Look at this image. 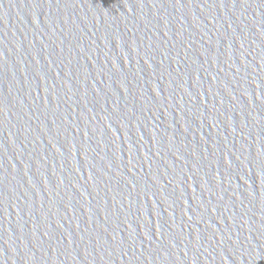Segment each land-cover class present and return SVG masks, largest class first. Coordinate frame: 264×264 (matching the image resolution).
<instances>
[{"label": "water", "instance_id": "95a60500", "mask_svg": "<svg viewBox=\"0 0 264 264\" xmlns=\"http://www.w3.org/2000/svg\"><path fill=\"white\" fill-rule=\"evenodd\" d=\"M0 264H264V0H0Z\"/></svg>", "mask_w": 264, "mask_h": 264}]
</instances>
